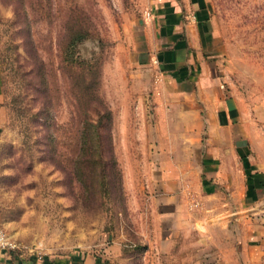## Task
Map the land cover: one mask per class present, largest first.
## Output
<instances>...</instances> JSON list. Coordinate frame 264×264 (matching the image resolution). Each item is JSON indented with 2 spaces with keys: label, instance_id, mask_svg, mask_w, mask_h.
Returning <instances> with one entry per match:
<instances>
[{
  "label": "rangeland",
  "instance_id": "1",
  "mask_svg": "<svg viewBox=\"0 0 264 264\" xmlns=\"http://www.w3.org/2000/svg\"><path fill=\"white\" fill-rule=\"evenodd\" d=\"M201 3L187 19L208 22L209 76L236 114V202L202 198L199 171L178 167L186 155L176 149L203 148L221 131L213 106L200 101L201 126L191 112L173 123L154 116V78L141 63L154 51L147 41H160L153 0H0V225L19 246L10 251L18 264H264V0ZM174 102L179 119L191 99ZM80 104L109 111L104 187L82 183L91 169L72 161ZM181 128L200 135L184 139ZM180 172L190 203L171 198Z\"/></svg>",
  "mask_w": 264,
  "mask_h": 264
},
{
  "label": "crops",
  "instance_id": "2",
  "mask_svg": "<svg viewBox=\"0 0 264 264\" xmlns=\"http://www.w3.org/2000/svg\"><path fill=\"white\" fill-rule=\"evenodd\" d=\"M152 9L154 26L157 25L161 29L160 36L156 35L157 39H155L160 41L157 49L151 47L150 41H147L148 50L153 48L154 51L151 52V50L149 54L145 50L147 55L141 63L151 70L154 78L151 86L156 101L154 116L158 117V123H173L184 121V117L190 115L191 112L197 116V125L201 126L199 124L202 121L200 101H204L205 106H213V111L216 112L214 120L222 128L221 131H209L210 135L203 148L199 141L193 144L186 141L180 149H176V153L186 155L184 162L179 163L178 167L187 170L191 166L199 171L200 178L197 188L202 198L221 196L224 202H236L237 154L236 133L233 130L236 126V114L233 108L226 105L223 92L218 90V78L214 75L209 76L210 58L214 56L209 49L214 38L208 33V22L199 16L198 20L197 18L192 21L187 19L190 11L199 14L204 6L201 0H153ZM185 98H190L191 103L180 108L182 113L178 119L174 114V108H176L174 100H180V104L183 105ZM164 104L171 106L169 110L172 113L164 110ZM5 118L6 112L1 103L0 91V127L4 124ZM175 131L181 133L178 136L184 139L189 138L190 135L193 136L194 133H196L195 136L198 135L196 139L200 135L197 132L185 131L184 128ZM174 174H179V172ZM249 179L256 182L254 178L252 180V177ZM250 184L249 195H252L254 182ZM175 185L179 189L172 194L171 198L176 202H181V200L186 203L192 202L195 194L188 184L187 173L180 172V178ZM225 211L233 218L236 217L234 208ZM0 259H6L13 264H18L20 260L10 251L1 250ZM30 263L42 264L37 258L32 259Z\"/></svg>",
  "mask_w": 264,
  "mask_h": 264
},
{
  "label": "trees",
  "instance_id": "3",
  "mask_svg": "<svg viewBox=\"0 0 264 264\" xmlns=\"http://www.w3.org/2000/svg\"><path fill=\"white\" fill-rule=\"evenodd\" d=\"M85 35L84 31H77L70 36L69 40L65 46L66 61L73 59L71 57L73 48L76 43H78L82 37ZM86 70V67L83 68ZM89 71L90 69L87 68ZM83 96V95H82ZM83 98V97H82ZM81 100V99H80ZM81 102V101H80ZM79 125L80 132L77 137L76 146L78 147L79 155L75 157L72 161L75 166L78 164L87 165L90 170L82 172L79 176V180L82 183L87 182V178L95 179L101 187H104L106 174L103 171L104 165V138L102 130L105 127L103 124L104 118L108 117L109 111L101 114V109H97L91 106H83L80 104L79 108ZM97 114L98 119L93 118V113ZM101 167V169H99ZM105 169V168H104ZM99 170V171H98ZM101 170V171H100Z\"/></svg>",
  "mask_w": 264,
  "mask_h": 264
},
{
  "label": "built area",
  "instance_id": "4",
  "mask_svg": "<svg viewBox=\"0 0 264 264\" xmlns=\"http://www.w3.org/2000/svg\"><path fill=\"white\" fill-rule=\"evenodd\" d=\"M19 249L18 244L12 240L0 225V250L15 251Z\"/></svg>",
  "mask_w": 264,
  "mask_h": 264
}]
</instances>
